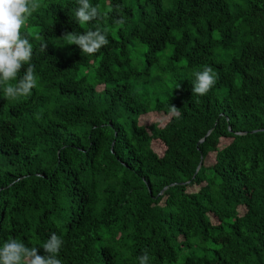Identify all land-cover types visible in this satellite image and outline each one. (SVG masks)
Returning <instances> with one entry per match:
<instances>
[{
  "label": "trees",
  "instance_id": "16d2710c",
  "mask_svg": "<svg viewBox=\"0 0 264 264\" xmlns=\"http://www.w3.org/2000/svg\"><path fill=\"white\" fill-rule=\"evenodd\" d=\"M39 2L37 86L0 90V246L45 255L55 232L62 264H264V0H90L104 18L82 25L76 0ZM97 27L91 56L63 37Z\"/></svg>",
  "mask_w": 264,
  "mask_h": 264
},
{
  "label": "clouds",
  "instance_id": "9594fccd",
  "mask_svg": "<svg viewBox=\"0 0 264 264\" xmlns=\"http://www.w3.org/2000/svg\"><path fill=\"white\" fill-rule=\"evenodd\" d=\"M76 2L78 7L74 11L73 20L78 24L104 18L99 7L91 4L90 0ZM39 7V0H0V90L6 99L28 96L37 86L35 68L31 64L33 45L21 29ZM116 22L124 24L125 19L120 16ZM63 37L66 44L78 46L82 53L89 56L109 44L107 30L102 31L99 27L83 32H66ZM46 47L47 43L41 44V50H46ZM25 65L28 66L25 68ZM22 69L23 75L17 80ZM192 75V93L197 95L207 94L217 80V74L211 66H204ZM172 111L178 118V108L172 105ZM62 245V238L53 232L42 245L46 254L40 255L36 246L29 247L17 239H8L0 246V264H62L58 258ZM137 260L139 264H150L148 251L145 250Z\"/></svg>",
  "mask_w": 264,
  "mask_h": 264
},
{
  "label": "rangeland",
  "instance_id": "374dc122",
  "mask_svg": "<svg viewBox=\"0 0 264 264\" xmlns=\"http://www.w3.org/2000/svg\"><path fill=\"white\" fill-rule=\"evenodd\" d=\"M160 119V117H158V116H149V117H146L145 119H144V121L145 122H148V121H155V120H159ZM224 144V141L222 142V145ZM156 146H157V149H158V151H161L162 150V147L160 146V144H158V143H156Z\"/></svg>",
  "mask_w": 264,
  "mask_h": 264
},
{
  "label": "water",
  "instance_id": "95a60500",
  "mask_svg": "<svg viewBox=\"0 0 264 264\" xmlns=\"http://www.w3.org/2000/svg\"><path fill=\"white\" fill-rule=\"evenodd\" d=\"M210 132V130L208 131V133ZM252 132H254V131H252ZM164 189H165V187H164Z\"/></svg>",
  "mask_w": 264,
  "mask_h": 264
}]
</instances>
